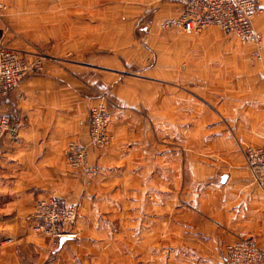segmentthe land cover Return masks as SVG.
<instances>
[{
  "label": "crops",
  "instance_id": "1",
  "mask_svg": "<svg viewBox=\"0 0 264 264\" xmlns=\"http://www.w3.org/2000/svg\"><path fill=\"white\" fill-rule=\"evenodd\" d=\"M2 1L7 9L0 12V42L9 30L12 31L7 33L9 39L14 33L26 36L27 25H30L27 22H36V0ZM89 1L81 0V3L89 5ZM256 1L264 7L261 0ZM161 2L165 3L156 13L148 34L150 44L158 37L154 36V29L159 30L164 20L182 12L181 0ZM91 4L96 6V11L91 13L92 19L104 21V0H91ZM65 19L72 21L73 13H65ZM254 27L264 39V11L255 18ZM103 35L102 27L96 36ZM70 36L73 35L65 33V37ZM200 37V41L207 44L203 46L206 48L217 49V44H213L218 38L224 42V45L219 44L223 60L208 61L205 74L208 100L223 102L219 107L215 105L221 111L219 115L217 109L204 113L202 119L199 106L194 104L192 120H186V96L182 93L171 94V98L161 95L160 104H155L159 109L155 111L152 101L156 96L149 91L154 82L127 73L125 69L129 64L125 67L115 58L95 59L87 64L49 59L42 74L26 78L15 93L3 100L4 110L22 117L24 126L17 136L6 135L0 143V264H104L105 243L95 230L103 228L99 217L120 211L123 197H129V202L124 204L135 217L128 222L130 242L134 245L129 257L134 264L138 230L139 243L150 250L154 229H160L158 239L163 241L164 228L176 231L184 228L179 214L176 221L160 220L154 224L149 215L153 209L158 208L156 211L166 214L170 208L180 209L186 201L198 204L196 208L207 202L214 206L210 211L213 221L208 223V229L209 240L216 248L235 241L240 232L257 237L264 248V182L254 180L244 153L235 142L242 138L252 147H259L263 142L264 46L261 62L252 65L250 54L255 47L244 45L237 36L216 30ZM24 44L14 41L12 45L23 47ZM195 49L203 53L201 45ZM53 51L60 53L56 47ZM123 53L130 55L133 50ZM200 69L199 62V78ZM152 70L154 67L146 69V73ZM196 76L193 81L199 88L201 80H195ZM103 98L112 117L109 131L114 143L105 151L91 152V162L99 164L102 172L97 178L86 181L70 170L66 151L72 142L88 144L90 112L104 101ZM154 113L160 118L161 129L176 133L181 146L184 140H179L184 139L185 132L200 133L204 126L209 133L220 131L222 125L229 128L223 140L218 142L212 135L208 141L210 148L223 145L230 150L217 157L228 166L221 194L211 188L208 192L216 191L214 196L189 193L184 185V158L179 151H170L167 144L154 156L151 141L156 128ZM217 118L223 119V123ZM211 162L215 165L212 167L214 173L219 164ZM192 176L194 183L197 182L194 173ZM218 195L225 199L222 210L216 207L221 204ZM52 198L79 208L78 222L69 229L75 237L64 242L58 250V244L54 245L44 235H37L34 224L27 220L39 201ZM142 213L146 218L143 225L137 218ZM202 224L205 221L199 223L197 233ZM192 230L195 231V227Z\"/></svg>",
  "mask_w": 264,
  "mask_h": 264
},
{
  "label": "rangeland",
  "instance_id": "2",
  "mask_svg": "<svg viewBox=\"0 0 264 264\" xmlns=\"http://www.w3.org/2000/svg\"><path fill=\"white\" fill-rule=\"evenodd\" d=\"M261 1L264 5V0ZM164 3L161 0H104L105 20L97 21L92 19L91 13L96 11V6L91 4V0L88 3L89 5H83L81 0H67V5L65 0H36V22H27L30 24L27 25L29 27L28 34L20 36L14 33V37L9 39L7 38V33L12 32L9 30L3 35L1 39L3 42H1L9 48L42 54L46 57V61L52 59L62 62L87 64L101 58L119 59L125 67L129 64V68L125 69L127 73L137 75L138 78L144 77L154 82L152 84L153 88L149 91L156 96L152 101L155 111L159 109V107H155V104H160L161 95H169L171 98V94L182 93L186 96L184 101L185 105H187L185 108L186 120H192L194 104L199 106L203 119L204 113L217 111L218 108L215 105L218 106L223 103L218 100H208L209 88L207 75L205 74H207L208 70V61L223 60L224 53L223 49H219V44L224 45V42L218 38L213 44H217V49H213V46L206 48L203 46H207V44L200 41V36L207 31L217 30L222 33L223 31L217 27H210L202 33L196 34L186 33L177 28L164 29L163 24L170 19L177 18L179 16L177 15L164 20L159 30L157 28L154 29V36L158 37L156 42L154 41V43L150 44L147 41L150 28L156 13L160 12ZM257 3L261 10L256 17L264 11V7L261 6L259 1ZM67 12L73 13L72 21L65 19V13ZM35 23L36 26H34ZM102 27L104 35L97 37V31ZM65 33L73 36H70V38L65 37ZM14 41H22L25 44L23 47H15L12 45ZM200 45L203 52L201 54L196 52L195 49ZM54 47L59 49L60 53H55L53 51ZM124 50H133V53L124 56ZM254 51L250 54L252 65L255 62H261L254 58ZM199 62L201 65V78L198 77ZM153 67L154 70L151 73H146V69H153ZM194 75H197L195 80H201L199 88L193 81ZM174 103L176 104L175 101ZM106 105L108 107L107 102ZM219 111L218 109V115L221 114V111ZM145 114L148 116L147 113ZM152 117L154 118V126H156V128L153 126L154 130L151 134L154 156L159 155L161 147L167 144L170 151H179L184 158V185L189 193L195 192L198 195H207L208 193L214 196L218 190V193L221 194L225 186L222 180L223 176L228 174L226 171L228 166L226 167L227 164L224 160H220L217 157L220 154H225V152H230V150L224 148L223 145L215 149L210 148L208 141L212 135L216 137L218 142L223 140L224 132H229V128L227 129L222 125L220 131L209 133L208 127L204 126L200 133L185 132L183 134L184 139L181 138L179 140V142L184 140V144L181 146V143H178L177 134L162 130L159 125L160 118L156 113ZM217 119L218 122L223 123V119L222 121L219 118ZM228 134L230 135V133ZM235 142L243 153L244 147L249 146L242 138L235 139ZM93 152L100 151L94 150ZM215 155H217L216 158L214 157ZM211 160L219 164L214 173H212V167L215 165ZM91 163L101 168L96 162ZM101 172L102 168L100 174ZM193 173L197 178L195 183L192 180ZM97 177L92 179L84 177V179L87 181ZM210 188L211 190L216 189V191L209 193L208 190ZM221 198L222 196L218 195L221 204L216 207L222 210L224 209L223 203L225 199ZM125 201L126 203L127 201L129 202V197L122 198L123 203L119 212L105 213V218L99 217L103 228L95 231L98 232L101 240L105 243L104 264H134V261L130 260L129 257V253L134 252V245L130 242L131 235L128 222L134 220L135 217L129 212V207L124 204ZM196 206L198 204L186 201L180 209L170 208L166 214H161L156 211L158 208H154L153 213L149 214L151 222L153 221L155 224L160 222V220H166L167 222L176 221V216L179 214L181 215L180 221L184 220V228H181L180 232L175 229L164 228L162 233L164 234L162 235L163 241L158 239L160 238V229L155 230L153 228V245L150 250L149 248L146 249L143 243H139V230H136L138 232V243L135 264H223L227 245L224 247L219 245L216 248L209 240L210 230L208 229V223L213 221L210 211L212 212L214 206L208 202L204 206H199L200 208L197 207L198 209ZM123 208L125 209L123 210ZM180 210L181 213H178L177 211ZM194 213L196 215L193 218ZM104 215L101 214V216ZM140 215L137 218L143 225L146 218L144 213ZM218 220L224 223V220L219 218ZM203 221H205V224L201 225L200 232L197 233V227ZM77 222L78 218L75 224ZM192 227H195V231L192 230Z\"/></svg>",
  "mask_w": 264,
  "mask_h": 264
},
{
  "label": "built area",
  "instance_id": "3",
  "mask_svg": "<svg viewBox=\"0 0 264 264\" xmlns=\"http://www.w3.org/2000/svg\"><path fill=\"white\" fill-rule=\"evenodd\" d=\"M181 4V14L166 21L164 29L177 28L199 34L217 27L227 35L237 36L244 45H253L254 58L262 59L263 36L254 27V19L261 10L256 0H181ZM6 9L0 0V12ZM45 62L46 57L42 54L16 50L0 42V143L6 135L17 136L24 126L22 117L4 110L3 100L15 93L26 78L42 74ZM111 121L105 101L94 106L90 112L88 144L72 142L66 151V162L73 173L88 179L100 174L101 168L91 163V152L103 151L113 143L109 131ZM243 151L254 180L264 182V138L261 146H245ZM77 218L76 205L52 198L39 201L27 220L34 224L37 234L49 237L57 245L62 237H75L69 229ZM225 250L224 264H264V248L257 237L246 232H240Z\"/></svg>",
  "mask_w": 264,
  "mask_h": 264
},
{
  "label": "water",
  "instance_id": "4",
  "mask_svg": "<svg viewBox=\"0 0 264 264\" xmlns=\"http://www.w3.org/2000/svg\"><path fill=\"white\" fill-rule=\"evenodd\" d=\"M226 180H227V176L226 175H224L223 176V180H222V182H226ZM71 239H73V238H70V237H62V238H60V240H59V242H58V246H57V249L56 250H58L61 246H62V244L64 243V242H66V241H68V240H71Z\"/></svg>",
  "mask_w": 264,
  "mask_h": 264
}]
</instances>
